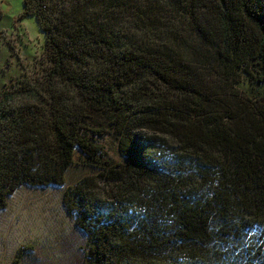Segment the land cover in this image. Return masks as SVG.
Segmentation results:
<instances>
[{"label":"trees","instance_id":"16d2710c","mask_svg":"<svg viewBox=\"0 0 264 264\" xmlns=\"http://www.w3.org/2000/svg\"><path fill=\"white\" fill-rule=\"evenodd\" d=\"M23 12L44 57L1 93L0 209L22 184L63 186L78 152L97 170L64 194L85 264H264V0Z\"/></svg>","mask_w":264,"mask_h":264},{"label":"rangeland","instance_id":"374dc122","mask_svg":"<svg viewBox=\"0 0 264 264\" xmlns=\"http://www.w3.org/2000/svg\"><path fill=\"white\" fill-rule=\"evenodd\" d=\"M44 34L32 15L24 14L23 0H0V98L11 82L37 74L44 55ZM246 89L245 80L238 85ZM103 157L121 162L117 141L96 138ZM97 170L78 152L64 174L61 187L22 184L7 195L0 209V264H85L90 241L67 212L64 194Z\"/></svg>","mask_w":264,"mask_h":264}]
</instances>
